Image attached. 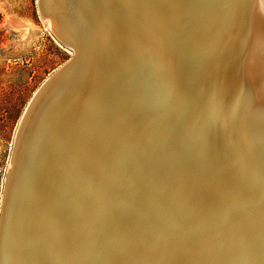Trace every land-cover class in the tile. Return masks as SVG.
<instances>
[{"label": "bare ground", "instance_id": "6f19581e", "mask_svg": "<svg viewBox=\"0 0 264 264\" xmlns=\"http://www.w3.org/2000/svg\"><path fill=\"white\" fill-rule=\"evenodd\" d=\"M37 2L78 57L16 132L0 264H264V0Z\"/></svg>", "mask_w": 264, "mask_h": 264}, {"label": "rangeland", "instance_id": "374dc122", "mask_svg": "<svg viewBox=\"0 0 264 264\" xmlns=\"http://www.w3.org/2000/svg\"><path fill=\"white\" fill-rule=\"evenodd\" d=\"M73 55L42 19L37 0H0V216L22 115L40 85Z\"/></svg>", "mask_w": 264, "mask_h": 264}, {"label": "water", "instance_id": "95a60500", "mask_svg": "<svg viewBox=\"0 0 264 264\" xmlns=\"http://www.w3.org/2000/svg\"><path fill=\"white\" fill-rule=\"evenodd\" d=\"M44 3H46V0H43V4ZM38 4H40V3H38ZM39 11H40V9H39ZM40 15H42L41 14V11H40ZM45 18H48V16H46ZM53 33H54V31H53ZM54 35L56 36V37H58L55 33H54ZM58 40H60V42L61 43H63V41L58 37L57 38ZM63 45H66V44H64L63 43ZM74 49V48H73ZM77 57H78V53H76V52H74V55L68 60V61H66L62 66H60L59 68H57L41 85H40V87L38 88V90H37V95H33V97H32V99H31V101H30V103L29 104H31L32 103V100L34 99L35 101H34V104L32 105V109L30 110V112H28L29 113V115H28V113H27V108L30 106V105H28V107L26 108V110L24 111V113H23V115H22V119H26V121H23V123H24V126H23V128L25 129V131L28 129V125H29V123H30V121H31V119H32V116H33V114H34V112L38 109V107L40 106V104H41V101L44 99V96H46L47 95V93L51 90V88H52V86H53V84L55 83V82H57L58 81V79L60 78V76H62L63 74H65L68 70H69V68H70V66H72V64L74 63V62H76V60H77ZM36 98V99H35ZM24 119V120H25ZM20 122H22V121H20ZM21 124V123H20ZM20 124H19V126H20ZM19 126H18V129H19ZM18 136H16L17 138L19 137V133L17 134ZM21 137V136H20ZM17 138H15V139H17ZM19 166V168L20 167H22L20 164L18 165ZM9 210H10V206H9ZM9 215H10V212H9ZM7 223H8V219H7ZM7 227H8V224L6 225ZM4 233H3V239H4V243H5V246H6V243H9V240H10V235H9V230H8V228H6L4 231H3ZM4 243H2V246L4 245ZM7 250V249H6Z\"/></svg>", "mask_w": 264, "mask_h": 264}]
</instances>
